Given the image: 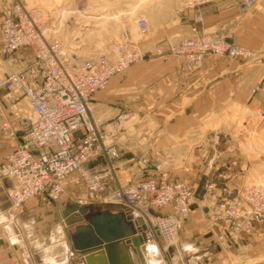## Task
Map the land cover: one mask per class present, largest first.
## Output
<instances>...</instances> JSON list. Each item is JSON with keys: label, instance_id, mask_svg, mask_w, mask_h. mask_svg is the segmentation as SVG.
<instances>
[{"label": "crops", "instance_id": "1", "mask_svg": "<svg viewBox=\"0 0 264 264\" xmlns=\"http://www.w3.org/2000/svg\"><path fill=\"white\" fill-rule=\"evenodd\" d=\"M5 6L0 1V24ZM201 12L205 33L222 35L253 49L264 43V0H257L244 13L236 0H217L202 6ZM192 13L187 10L159 21L140 45L144 59L111 76L106 87L93 94L92 112L104 129H110L119 114L128 116L112 139L121 154L115 170L118 183L131 178V173L135 179L152 174L151 169L144 168H150V164L141 161L147 158L165 162L169 179L187 183L196 200L198 194H204L200 204L195 201L179 223L178 238L164 255L166 264H264L258 262L264 259V246L254 247L263 243L264 223L257 226L254 236H243L236 242L218 240L220 228L210 219L207 207L221 192L219 188L206 190L207 181L217 169L229 172L231 184H238L262 162L251 158V148L264 146V63L207 54L199 67L189 68L181 57L157 56L155 48L160 43L189 35ZM27 54L0 56V81L7 73L17 71ZM28 73L29 82L36 83L38 72L29 69ZM26 99L16 104L35 117ZM4 116L1 110L0 123L6 121ZM4 132L0 131V166L21 141L18 131L11 135ZM215 133L219 134L218 145L212 142ZM227 145H233L234 151L226 150ZM117 182L113 180L112 185ZM10 183L0 170V264H85L71 246L70 226L61 214L66 206L60 208L59 217L53 206L77 188L84 194L79 177L73 174L65 180L57 200L45 202L32 197L19 209L10 205ZM116 207L122 212L120 206ZM169 211L166 206L153 213ZM128 253L127 259L120 256L119 264H145L130 248ZM147 255L155 257L151 250Z\"/></svg>", "mask_w": 264, "mask_h": 264}, {"label": "built area", "instance_id": "2", "mask_svg": "<svg viewBox=\"0 0 264 264\" xmlns=\"http://www.w3.org/2000/svg\"><path fill=\"white\" fill-rule=\"evenodd\" d=\"M6 6L0 24V56L28 53L21 68L7 73L1 86L24 95L35 115L23 120L21 141L5 157L0 166L11 180L7 195L13 209H19L32 197L45 202L57 200L64 190V182L76 174L84 194L76 203L88 206L93 202L120 206L129 215L135 228L142 218L150 236L165 255L178 235V225L185 219L195 200L192 188L178 179H169L165 162H150L152 174L142 175L118 183L115 170L120 148L112 141L120 131L119 114L110 129H104L91 108L93 94L103 89L109 78L142 61L145 52L127 32H122L105 53L73 62L66 57L57 35L59 23L52 21V11L29 6L28 0H1ZM217 0H184L176 10L183 15L193 10L188 22L189 35L173 43L159 44L157 56H177L189 68L201 65L207 54L225 56L246 63H264V43L256 49L238 45L222 35L202 30L201 7ZM244 13L257 0H236ZM139 36L150 30L145 17L135 19ZM38 72V81L29 82L28 70ZM13 134L8 121L0 123V131ZM213 144L218 145L219 134ZM233 145L226 150L234 151ZM142 168L138 170L143 172ZM133 176V177H132ZM113 180L117 183L112 185ZM231 174L216 170L207 181L206 190L219 188V195L207 207L210 219L218 225V240L236 242L243 236H254L257 226L264 223V185L256 183L231 184ZM168 206L170 211L154 214Z\"/></svg>", "mask_w": 264, "mask_h": 264}, {"label": "rangeland", "instance_id": "3", "mask_svg": "<svg viewBox=\"0 0 264 264\" xmlns=\"http://www.w3.org/2000/svg\"><path fill=\"white\" fill-rule=\"evenodd\" d=\"M183 1L184 0H28V4L29 6H40L53 12L52 21L59 23L56 33L62 42L64 54L71 61L80 62L85 58L105 53L108 46L114 40L120 38L122 32H127L132 40L137 42L140 47L149 33L144 37L139 36L134 24L135 19L137 17H145L149 23L150 30L156 29L159 21L163 19L169 20L174 14L180 15L176 13V10L180 8ZM176 41L177 40L167 43ZM20 68L21 66L19 69ZM2 80L0 81V111H4V118L9 122L11 130L14 132L18 131L17 133L22 135L23 129L21 130V126L23 125V120H32L34 118L33 114L31 112L29 113V110L26 112L19 110V105L16 103L19 99L26 97L19 92L2 88ZM126 118L121 120V127H123ZM2 131L4 132L6 130ZM5 134L7 135V133ZM251 151V158L262 162L254 165V170L249 177L233 185L238 186L246 182L264 185V146L251 148ZM218 170H220V168ZM82 195V190L79 188L75 189L73 194L67 197L63 195V200L59 199V201L53 204L56 209V217L60 216L61 207H67L72 203H76L77 199L82 197ZM205 197H209V194H206ZM197 198L201 200V198H204V194H198ZM199 200H196L195 196L194 202L196 201V204H200ZM214 200L212 199L209 204L212 205ZM204 203L208 202L205 201ZM88 207L91 212H101L105 210L110 212H121V210H119L120 208L115 205L98 202H93L88 205ZM69 228L71 230L73 227L70 226ZM64 234L66 235V232H64ZM261 242L263 243L257 244L255 242L256 244L254 247L260 246L259 249L262 248L264 246V239ZM160 254L164 263L158 259L156 254L154 255L156 257L154 263L157 261L161 262V264H166L165 257L161 251ZM258 262H264V259H260ZM247 263H254V261H247Z\"/></svg>", "mask_w": 264, "mask_h": 264}, {"label": "water", "instance_id": "4", "mask_svg": "<svg viewBox=\"0 0 264 264\" xmlns=\"http://www.w3.org/2000/svg\"><path fill=\"white\" fill-rule=\"evenodd\" d=\"M61 214L65 223L73 227L69 231L71 246L82 255L85 264H119L120 256L127 259L129 248L146 264H154L153 258L147 255L149 250L163 262L155 240L140 217L136 219L139 228H135L123 212H91L88 206L77 203L65 207Z\"/></svg>", "mask_w": 264, "mask_h": 264}, {"label": "bare ground", "instance_id": "5", "mask_svg": "<svg viewBox=\"0 0 264 264\" xmlns=\"http://www.w3.org/2000/svg\"><path fill=\"white\" fill-rule=\"evenodd\" d=\"M125 215H126V214H125ZM128 218H129V221L131 222L129 215H128ZM131 223H132V222H131ZM136 223H137V222H136ZM118 245L120 246V248H123L122 245H121V243H118ZM122 250H123V249H122Z\"/></svg>", "mask_w": 264, "mask_h": 264}]
</instances>
